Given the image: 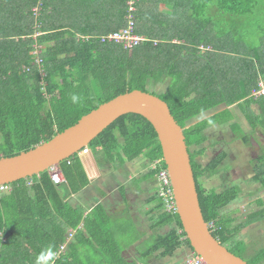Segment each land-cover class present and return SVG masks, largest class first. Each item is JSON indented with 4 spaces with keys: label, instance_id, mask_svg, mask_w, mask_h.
<instances>
[{
    "label": "trees",
    "instance_id": "trees-1",
    "mask_svg": "<svg viewBox=\"0 0 264 264\" xmlns=\"http://www.w3.org/2000/svg\"><path fill=\"white\" fill-rule=\"evenodd\" d=\"M9 2L0 4V159L49 141L119 95L133 90L151 94L167 104L184 129L205 223L220 228L213 236L230 253L244 254L239 231L264 219V210L249 211L239 222L224 214L241 197V188L223 186L224 180L217 183L219 190L204 184L205 178L221 172L226 158L223 152L216 155L219 142L210 141L206 131L228 126L244 145L257 129L264 137V95H257L264 80V31L253 34L250 29L264 25V0H133L135 32L147 40L132 50L101 41L126 26L131 0ZM253 15L260 19L251 23ZM253 36L260 37L261 46L247 43ZM34 44L42 45L41 53L34 54ZM166 81L163 91L154 90ZM235 109L250 128L249 134L232 123ZM86 148H100L105 158L119 162L141 155L150 162L162 159L154 129L135 114L115 120ZM262 149L249 180L264 192ZM206 153L211 158L204 165L197 159ZM77 159L74 155L58 166L73 191L88 183L71 164ZM161 167L166 168L163 161ZM149 172L155 177L156 172ZM47 173L14 182L0 194V264H136L103 245L82 210L70 205L68 195ZM157 198L163 209L159 223L172 228L153 237L142 258L154 252L170 257L183 246L192 251L177 213L166 212L163 200ZM81 223L90 239L78 228ZM70 229L75 231L73 240L56 255ZM263 261L264 249L247 264Z\"/></svg>",
    "mask_w": 264,
    "mask_h": 264
},
{
    "label": "crops",
    "instance_id": "crops-1",
    "mask_svg": "<svg viewBox=\"0 0 264 264\" xmlns=\"http://www.w3.org/2000/svg\"><path fill=\"white\" fill-rule=\"evenodd\" d=\"M3 1L5 3L10 1L9 3H11L13 0H0V4ZM10 11H12V9ZM3 28L6 29L5 27ZM144 39L147 40L146 38ZM232 114L234 115L232 123L240 124L244 128L246 121L243 120V124L241 123V119L244 118L239 111L235 109ZM214 128L224 133L227 130L229 132L231 131L228 126L224 128L213 127V129ZM209 131H211V129L206 132L208 133ZM230 135L233 137L231 132ZM234 139L233 137V140ZM218 140L219 144L215 153L216 155H219L221 152L225 153L226 158L223 163H226L227 157H233L235 153V149L229 146L232 139L230 137L227 141L226 138L220 137ZM225 146H228V148L226 147L227 149H225ZM219 148H221V150H219ZM97 149L98 153L96 155L92 152V149H89L87 155H81L75 162L71 163L76 166L75 168L80 172L81 178H86L88 183L84 188L78 191L71 190L62 172L59 170L63 182L56 186L62 189L64 194L68 195L67 201L72 207H79L82 210L84 218L90 222L91 226H94L99 240L102 241L103 245H108L113 255L119 256L126 262H133L136 264H145L146 262L150 264H182L187 257L193 254L186 246L176 250L170 257L162 258L160 252H154L142 258V255H144L147 249L146 244L151 243L153 237L167 234L172 228V225L169 223H159L163 209L161 210L156 196L158 188L157 181L154 175L149 172V165L151 162L143 155L133 161L119 162L112 157L109 159L105 158L101 149ZM262 150H264V148ZM237 152L241 154L242 149L241 151L237 149ZM240 165L234 164V170L235 167H239ZM67 166L71 165L68 164ZM250 169L252 171L251 176H254V165L253 168ZM238 186L241 188L242 195L238 201H234L233 203L242 204L241 200L244 194V185L240 183ZM254 188L256 190V193H254L255 197L251 200L247 198V207L244 206L243 209L239 207L234 209L231 208L226 215L235 216L236 222H239L246 218L247 211L249 214V211L256 212L260 209L264 210V199L262 198L260 205V200H258V194L260 192L264 194V192L261 191L259 185H255ZM99 206L101 207L99 209L100 213L96 211ZM236 210L241 211L239 213L242 215L241 219L238 217L239 214L235 212ZM258 223H260V221L249 226L259 225ZM233 225H235V222ZM83 227V223L78 225V228L86 235L87 239H90V234L86 233ZM70 232H73V234L75 233L73 229H70L68 234ZM72 240L73 238L67 243H70ZM239 240L242 241L240 238ZM66 241L67 238L65 243ZM245 245L248 246L246 243ZM140 258L144 261L142 259V261L139 260Z\"/></svg>",
    "mask_w": 264,
    "mask_h": 264
},
{
    "label": "water",
    "instance_id": "water-1",
    "mask_svg": "<svg viewBox=\"0 0 264 264\" xmlns=\"http://www.w3.org/2000/svg\"><path fill=\"white\" fill-rule=\"evenodd\" d=\"M143 117L154 129L172 188L176 213L194 254L205 264H247L209 232L198 201L183 130L165 102L133 90L99 105L49 141L0 159V185L32 178L78 154L121 116Z\"/></svg>",
    "mask_w": 264,
    "mask_h": 264
},
{
    "label": "rangeland",
    "instance_id": "rangeland-1",
    "mask_svg": "<svg viewBox=\"0 0 264 264\" xmlns=\"http://www.w3.org/2000/svg\"><path fill=\"white\" fill-rule=\"evenodd\" d=\"M250 22L254 23L255 21H258L260 18L256 15H253L250 17ZM250 22L247 23V25H250ZM264 23V20L262 22V24ZM249 27V26H248ZM250 29L252 30L253 34L259 30L264 31V25L263 26H258V28H256L255 26H251ZM260 37L258 36H253L251 37L247 43H255V45H257L258 47L262 45V41H260ZM246 43V44H247ZM51 44L45 45V47L50 46ZM42 45H36L34 44L33 47L37 52H34V54L37 53H41L42 49H41ZM38 68H41V66L37 65ZM263 81V80H261ZM260 81V82H261ZM166 84L167 81L164 83H158L154 86V90H159L163 91L166 88ZM149 92H152L149 89ZM206 115H203L201 117L204 118ZM240 118V117H239ZM243 120L241 119V123L243 124ZM241 126V125H240ZM224 128V127H223ZM216 128H212L211 131H209L208 133L206 132V134L209 136L210 141L214 142H219L218 138L222 137V138H226L227 141L230 139L231 137V141L229 143L230 147H233L235 149V153L233 154V157L228 156L227 157V162L223 163V165L220 167L221 172L219 171V173L216 176H213L211 178H205V185L208 188H213V189H217L219 190L220 188L218 187V184H220V182H223V186L224 185H232V184H237L239 185L240 183L245 184L244 187H246V189L244 188L243 193L245 194V196L243 195L242 197V204L241 203H233L232 205L228 206V208L224 211V214L229 213V210L232 208H244V206L247 207V198L249 200H251L252 198L255 197L256 190L254 188V186H258L257 184L251 183L250 184V178L252 177V171L250 168H253L254 163H256V156L259 155L260 149L264 148V137H262L261 135V131L260 129H257V131H255L254 136L249 139V144L248 145H244L240 140L234 139L233 137L230 135V132L227 130L225 133L221 130H215ZM242 132H245L247 134H249L251 132L250 128L247 126V124L245 125V127L242 129V127L240 128ZM234 129H232L233 131ZM231 131V134H232ZM235 134H237V131H234ZM234 134V135H235ZM238 135H236L237 137ZM234 136V138H236ZM228 146H225L224 148L227 149ZM237 149L239 151H241L242 149V153L240 154L239 152H237ZM219 150H221V148H219ZM92 152L96 155L98 153V149L94 148L92 149ZM211 158V156L206 153L203 156L199 157L197 159V161H199L201 164H206L208 163V160ZM234 164L236 165H240L239 167H235L234 170ZM226 177H229L230 179H226ZM202 180V179H201ZM207 183V184H206ZM218 183V184H217ZM9 191V190H8ZM7 192V191H6ZM4 193V192H3ZM254 195V196H253ZM257 195V194H256ZM253 196V197H252ZM258 197L260 200L259 205L261 204L262 198L264 199V194L263 193H259ZM237 214H239L241 211L240 210H236L235 211ZM248 214V211H247ZM264 214V213H263ZM242 215H238L239 219H241ZM237 217V219H238ZM243 218V217H242ZM239 221V220H237ZM258 221H260V223H258L259 225L256 226H252V227H247L246 229H244L243 231H239V238L242 239V241H244L246 244H248V246H244L245 248V253L244 254H240L239 252L237 253L238 256H240L239 258H241L242 260H244L246 263H250L251 259L253 258V256L260 250L264 249V219H259ZM150 243L146 244L149 245ZM226 248H228L227 246H225ZM188 249V248H187ZM239 248H237L238 251ZM65 251V250H64ZM62 251V252H64ZM188 251V250H187ZM139 252V251H136ZM236 252V250H235ZM140 253V252H139ZM89 254V253H88ZM90 255V254H89ZM142 258H140L139 260H141ZM143 260V259H142ZM141 260V261H142ZM144 261V260H143ZM145 264H150L149 262H146ZM264 264V261L261 263Z\"/></svg>",
    "mask_w": 264,
    "mask_h": 264
},
{
    "label": "built area",
    "instance_id": "built-area-1",
    "mask_svg": "<svg viewBox=\"0 0 264 264\" xmlns=\"http://www.w3.org/2000/svg\"><path fill=\"white\" fill-rule=\"evenodd\" d=\"M129 10L126 17L127 24L126 26L117 33L109 34L107 37H102L101 41L104 42L108 40L109 42H115L116 44H121L125 49L132 50L133 48L141 45L146 40L143 37H140L135 32V21L133 18L134 8L132 6L133 0L129 3ZM34 14L38 13V9L33 10ZM35 63L40 65L41 62L38 59H35ZM257 95H264V82L260 84V91ZM89 149L84 148L75 156L79 157L81 155H87ZM68 164L70 161L67 162ZM150 169L156 172L155 177L158 183L157 194L163 200L164 209L168 213H176V208L174 206L173 195L171 183L169 180L168 172L165 168L161 167V160H156L150 165ZM48 175L52 183L55 185H59L63 182V178L59 168L54 166L53 168L48 170ZM27 185H31V181L27 182ZM9 190L8 185H0V194ZM207 228L211 234L216 233L220 228L216 227L214 222H210L207 224ZM73 237V232H70L67 237V241H70ZM66 243L60 246L58 253L64 251L66 247ZM182 264H205L199 256L191 255L187 257Z\"/></svg>",
    "mask_w": 264,
    "mask_h": 264
},
{
    "label": "clouds",
    "instance_id": "clouds-1",
    "mask_svg": "<svg viewBox=\"0 0 264 264\" xmlns=\"http://www.w3.org/2000/svg\"><path fill=\"white\" fill-rule=\"evenodd\" d=\"M41 75H43V74H41ZM264 82V80L263 81H261V83H263ZM77 97L75 96V95H73L72 96V100H73V102H76L77 101ZM161 161H163L162 159H161ZM153 162H151L150 163V165L152 164ZM150 165H149V170L150 171H152V172H154L153 170H151L150 169ZM166 167V166H165ZM166 169V168H165ZM167 170V169H166ZM155 179H156V177H155ZM157 181V180H156ZM158 184V183H157ZM157 190H158V188H157ZM158 192H156V196L158 197V194H157ZM165 210V209H164ZM207 224V223H206ZM213 235V234H212ZM214 237V236H213ZM215 238V237H214ZM216 239V238H215ZM217 240V239H216ZM193 253V252H192ZM47 255L49 256V257H51L52 256V252H51V248L49 247V249L47 250ZM193 255H196V254H194L193 253ZM197 256V255H196Z\"/></svg>",
    "mask_w": 264,
    "mask_h": 264
},
{
    "label": "bare ground",
    "instance_id": "bare-ground-1",
    "mask_svg": "<svg viewBox=\"0 0 264 264\" xmlns=\"http://www.w3.org/2000/svg\"><path fill=\"white\" fill-rule=\"evenodd\" d=\"M59 165H57V167H58Z\"/></svg>",
    "mask_w": 264,
    "mask_h": 264
}]
</instances>
